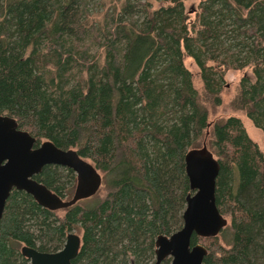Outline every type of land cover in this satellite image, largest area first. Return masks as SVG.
Segmentation results:
<instances>
[{
    "label": "trees",
    "instance_id": "obj_1",
    "mask_svg": "<svg viewBox=\"0 0 264 264\" xmlns=\"http://www.w3.org/2000/svg\"><path fill=\"white\" fill-rule=\"evenodd\" d=\"M225 1L238 19H253L257 28H264V0ZM74 2L0 0V115L15 118L19 128L36 137L37 146L49 140L77 150L98 173L108 177L106 192L91 205L75 202L52 209L14 188L0 219V264H30L22 254L23 245L57 251L74 230H80L82 245L73 264H155L157 237L182 227L186 196L191 192L183 136L139 120L129 108L131 102H126L124 85L117 84L116 70L108 71L107 82L96 96L89 74L69 86L68 56L72 51L67 48L64 23ZM258 6L259 11H251ZM160 41V35L144 41L145 54ZM260 42L264 45V35ZM86 53L80 56L83 64L87 63ZM258 63L264 69L263 55ZM221 89L205 83L201 92L196 90L191 103L197 130L207 111L204 104H222ZM184 96L190 100L188 92ZM230 105L247 116L261 110L241 81ZM227 122L220 138L230 140L234 134L225 126L232 119ZM255 158L264 167L263 152L257 150ZM222 160L219 178L228 170L227 161ZM63 169L66 175L61 173ZM35 178L65 201L78 183L72 169L58 165H46ZM247 180L252 181L251 176ZM248 190L242 196L241 188L235 199L240 218L233 223V244L223 248L217 258L207 248L205 264H262L257 256V227L264 224V171ZM216 199L220 205L218 193ZM199 239L195 236L193 242ZM169 263L166 258L162 264Z\"/></svg>",
    "mask_w": 264,
    "mask_h": 264
},
{
    "label": "rangeland",
    "instance_id": "obj_2",
    "mask_svg": "<svg viewBox=\"0 0 264 264\" xmlns=\"http://www.w3.org/2000/svg\"><path fill=\"white\" fill-rule=\"evenodd\" d=\"M244 21L225 0H75L64 23L67 48L72 51L68 56L69 86L89 74L96 96L97 89L107 82L108 71L116 70L117 84L124 85L126 102H131L129 108L139 120L183 136L184 155L205 147L219 162L227 161L228 170L217 178L216 185L218 207L227 223L216 236L197 241L215 258L235 239L233 223L240 218L235 199L240 189H244L242 196L247 195L249 185L264 171L255 158L257 150L264 154V69L258 63L264 56L260 42L264 28H257L253 19ZM158 35L160 44L146 55L143 42ZM84 52L89 72L80 60ZM240 81L261 108L259 113L247 116L231 108L230 99ZM205 83L214 90L222 88L223 102L219 106L204 104L207 111L197 130L191 101ZM230 118L232 124L225 127L234 137L221 139L225 132L221 129ZM61 173L66 175L67 171ZM100 175L99 190L79 199V204L91 205L104 197L108 177ZM249 176L252 181L247 180ZM75 193L76 189L65 199L71 200ZM257 228V256L264 264V224ZM74 232L81 235L80 230Z\"/></svg>",
    "mask_w": 264,
    "mask_h": 264
},
{
    "label": "water",
    "instance_id": "obj_3",
    "mask_svg": "<svg viewBox=\"0 0 264 264\" xmlns=\"http://www.w3.org/2000/svg\"><path fill=\"white\" fill-rule=\"evenodd\" d=\"M36 144V137L19 128L15 118L0 115V219L14 188L25 191L41 205L55 209L94 194L101 185L100 173L77 150L61 148L49 140ZM184 162L189 186L194 193L186 196L182 227L169 236L157 237L155 264H161L169 257V264H205L207 247L194 243V237H214L227 223L216 199L217 178L221 170L219 160L204 147L188 152ZM46 165L62 166L76 173L78 183L71 200H63L35 178ZM80 246L79 234L70 232L63 248L58 251H41L23 245L22 254L31 264H72Z\"/></svg>",
    "mask_w": 264,
    "mask_h": 264
},
{
    "label": "flooded vegetation",
    "instance_id": "obj_4",
    "mask_svg": "<svg viewBox=\"0 0 264 264\" xmlns=\"http://www.w3.org/2000/svg\"><path fill=\"white\" fill-rule=\"evenodd\" d=\"M74 173H75V172H74ZM76 177H77V175H76ZM101 184H102V176H101ZM100 187H101V185H100ZM100 187H99V188H100ZM98 190H99V189H98ZM78 201H79V200H78ZM78 201H77V202H78ZM71 232H74V231H71ZM69 233H70V232H69ZM69 233H68V234H69ZM68 234H67V235H68ZM79 236L81 237V235H79ZM66 239H67V236H66ZM65 242H66V240H65ZM64 244H65V243H64ZM81 245H82V237H81ZM63 246H64V245H63ZM62 248H63V247H62ZM62 248H61V249H62ZM80 248H81V246H80ZM80 248H79V251H80ZM59 250H60V249H59ZM57 251H58V250H57ZM49 252H54V251H49ZM78 253H79V252H78ZM77 255H78V254H77ZM155 256H156V253H155ZM76 257H77V256H76ZM76 257H75V258H76ZM75 258H74V259H75ZM74 259H73V260H74ZM73 260H72V261H73ZM163 261H164V260H163ZM163 261L161 262V264L163 263ZM155 263H156V261H155ZM72 264H73V262H72Z\"/></svg>",
    "mask_w": 264,
    "mask_h": 264
}]
</instances>
